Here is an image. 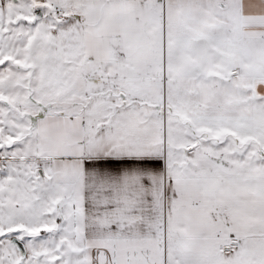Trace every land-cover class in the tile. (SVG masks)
Wrapping results in <instances>:
<instances>
[{"label": "snow or ice", "instance_id": "1", "mask_svg": "<svg viewBox=\"0 0 264 264\" xmlns=\"http://www.w3.org/2000/svg\"><path fill=\"white\" fill-rule=\"evenodd\" d=\"M0 264H264V0H0Z\"/></svg>", "mask_w": 264, "mask_h": 264}]
</instances>
